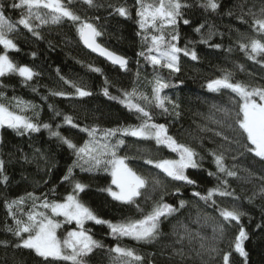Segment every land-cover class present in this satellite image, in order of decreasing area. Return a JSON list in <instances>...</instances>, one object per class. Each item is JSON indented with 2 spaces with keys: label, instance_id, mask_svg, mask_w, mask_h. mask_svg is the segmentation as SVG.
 <instances>
[{
  "label": "trees",
  "instance_id": "obj_1",
  "mask_svg": "<svg viewBox=\"0 0 264 264\" xmlns=\"http://www.w3.org/2000/svg\"><path fill=\"white\" fill-rule=\"evenodd\" d=\"M4 2L7 3L8 0ZM97 2L105 6L90 8L81 0H73L70 7L82 17L91 19V22L103 32V35L97 38L102 46L128 58V71L112 66L86 51L80 43L75 27L71 22L65 21L61 25H49L39 29L43 39H36L20 26L19 30L13 34L20 51L10 52V58L18 65L33 68L39 75L27 84L17 75L0 77V85H3L0 87V92L4 96L0 102L11 106L14 103L13 97L31 102L37 106L36 113L40 122L52 125L53 130H59L62 135L70 137L77 143L87 139L86 133L64 124L63 116H56L54 110L73 116L82 127L98 126L104 129L121 125H138L140 120L137 119L136 113L129 111L117 100L103 95L104 81L105 79L109 81L108 87L112 96H119V90L131 91L133 86L151 95L149 82L153 79L154 69L143 57L137 55L143 45L141 37L136 34L139 29L135 23V0H97ZM199 2L200 0H189L193 6L185 9L184 12L190 24L184 25L181 21L178 25L180 33L178 46L194 48L198 59L193 61L181 54L178 73H171L168 69H155L160 76L175 85L165 89L162 95L166 94L180 104L181 116L177 119L174 115H162L154 106H145L151 112L154 122L166 124L169 133L180 143L191 144L205 156L201 169L188 170L199 185L197 190L205 192L217 183L214 177L207 175V171H215V168L207 157L206 150L216 148L223 141L213 136L211 132H201L198 125L215 129L216 125L208 119L212 115V105L233 109L235 105L232 100L238 99L234 93L226 89L219 93L209 92L206 84L212 79L221 77L226 70L233 74V80L236 82L253 86L264 85V67L247 59L245 53L239 50L238 33L255 35L248 24L227 15L230 8L236 11L235 5L241 0H220L222 8L217 13L205 11L198 6ZM242 2L248 7L255 5L254 11H258L261 4V0H242ZM108 3H126L133 11L132 19L126 20L110 14L112 10L107 7ZM6 16L15 22L19 19V11L8 8ZM200 24H204L205 27L201 29V33H196L194 28ZM209 26L212 27L214 34L208 39L207 44L199 43L202 35L207 38ZM189 41L193 43L189 44ZM216 44L220 47H213ZM32 53H35V57ZM88 65L98 67L102 72H92ZM57 69H59V75ZM137 73H139L138 76ZM60 76L82 83L93 92V95L84 98L50 95V91L74 92V89L65 84ZM49 105L52 108H49ZM25 115L34 116V113L30 111ZM215 115L216 118H220L219 113ZM57 125H60L59 129ZM224 131L229 136L237 135L231 129H224ZM201 137H203L202 140ZM124 139L126 145L120 149L118 155L136 157L126 161L130 167L144 176L159 175L167 185L169 194L164 197L166 202L178 205L179 199L183 198L189 203L186 208L180 209L178 213L164 221L161 239L152 244L138 243L128 238L116 240L109 235L106 226L87 222L85 227L90 229L93 237L105 246L103 250H97L89 258V264H110L108 249L117 244L135 249L146 257V261H154V264H208L207 255H198V252L202 251L199 238H194L191 242L185 239L183 244H176L177 238L173 235V230L183 234L182 225L186 226L194 236L199 233L200 236L205 237L203 242L207 245L212 242L213 225L219 220L218 213L213 207L205 205L203 201H197L191 197V187L181 189L182 197L171 195L174 182L164 177L158 169L145 164L142 158L148 154L154 160L175 158V153L167 148L157 147L154 141H141L133 137H124ZM0 141H2L0 142V159L5 161L4 174L8 176L7 184L0 183V241H8L7 248L0 244V264H39L40 258L34 253L17 249L12 244L16 238L6 228L14 227V222L7 214L5 201L23 196L26 192H35L37 195L47 193L49 199L62 201L72 191L71 185L68 182L62 183L61 180L74 156L71 150L61 145L55 137L50 136L48 130L43 128L39 133L23 136L17 135L12 129L1 128ZM231 147L235 150L238 146L234 144ZM36 149L40 150L39 154ZM41 154L43 158H40ZM236 154L238 153L235 151L228 153L229 156ZM25 157L31 162H26ZM227 163L238 165L237 171L240 178L229 179L231 188L235 190V195L239 199L233 200L231 197L215 199L222 207H231L236 204L247 213L241 218V224L249 236V239L244 242L245 250L249 253L247 264H264V227H262L264 226V198L259 195L260 187L264 185V180L259 179L264 177V161L246 153L236 161L229 158ZM74 172L77 180L88 185L85 191L79 194L82 202L102 218L113 222L123 217L139 218L151 210L153 200L159 199L160 196L159 191L152 193L149 189L144 196L138 198V210L135 205L120 204L112 200L106 192L100 191L101 188L111 186V179L107 172H83L79 169H75ZM52 188H55L54 194L50 192ZM249 197H252L251 202ZM198 211L215 217L216 221L210 220L207 224L195 223ZM58 219L61 220V218ZM73 227L74 225H64L63 229L68 230ZM236 234H238V226L233 222L232 226L227 228L225 238L215 243L224 251H233L237 264H243V258L229 248ZM181 248L184 256H173V249ZM216 260H219V257H216ZM59 264H65V262H59Z\"/></svg>",
  "mask_w": 264,
  "mask_h": 264
},
{
  "label": "snow or ice",
  "instance_id": "obj_2",
  "mask_svg": "<svg viewBox=\"0 0 264 264\" xmlns=\"http://www.w3.org/2000/svg\"><path fill=\"white\" fill-rule=\"evenodd\" d=\"M81 2L90 8L105 6L97 0H81ZM72 3L73 0H8L7 3L0 0V77L17 75L22 78V82L27 84L39 75L33 68L18 65L10 58V52L20 51L13 38V34L19 30L20 26L36 39H43L39 29L49 25H61L65 21L71 22L75 27L85 47L105 57L113 65H118L120 69L129 70L128 58L98 43L97 38L101 37L103 32L91 22V19L77 14L70 7ZM192 6L189 0H135V23L139 29L136 34L141 37L143 45L137 55L143 57L154 69L153 79L149 82L151 95L133 86L131 91L119 90V96H112L107 79L104 81L105 87L102 92L104 96L117 100L129 111L136 113L137 119L140 120L138 125H121L104 129L98 126L82 127L73 116L54 110L56 116H63L64 124L86 133L87 139L82 143H77L70 137L62 135L59 130H53L52 125L40 122L38 113H36L37 106L31 102L16 97L12 98L14 103L11 106L0 102V128L12 129L20 136L39 133L41 128L46 129L51 137H55L61 145L71 150L74 156L61 180L62 183L68 182L72 191L62 201L49 199L47 193L37 195L35 192H26L23 196L5 201L7 214L14 222V227L6 228L16 238L12 244L17 249L34 253L40 258L39 264H59V262L89 264V258L97 250H103L105 247L101 241L93 237L91 230L85 227L89 221L95 225L106 226L109 235L116 240L128 238L138 243L152 244L161 239L164 221L188 206L189 201L183 198L179 199L178 205L166 202L164 197L169 194L167 185L159 175L139 174L126 163L129 159L136 157L118 155L120 149L126 145L124 137L154 141L157 147L167 148L175 153V158L154 160L150 154L142 158L145 164L158 169L164 177L174 182L171 195L182 197L181 189L191 187V197L197 201H203L205 205L213 207L218 213L219 220L213 225L211 243L206 245L203 242L205 237L200 236L199 233L194 236L183 225V234L173 230V235L177 238L175 243L183 244L185 239L191 242L192 239L199 238L202 251L198 252V255H207L208 264H237L233 251H224L215 243L225 238L227 228L235 222L238 226V234L230 242L229 248L243 258V264H247L249 253L245 250L244 242L249 239V236L241 224V218L247 213L236 204L231 207H222L215 198L239 199L235 195V190L231 188L229 179L240 178L237 171L238 165L235 163L229 165L227 163L229 158L236 161L247 153L264 161V85L253 86L236 82L233 80V74L226 70L221 77L207 82L206 87L209 92L219 93L226 89L234 93L238 99L232 100L235 105L233 109L212 105V115L208 119L216 125L215 129L198 125L201 132H211L213 136L223 141L216 148L206 150L207 157L210 158L215 168V171H207V175L214 177L217 183L205 192L197 190L199 185L188 171L201 169L205 156L191 144L180 143L169 133L166 124L154 122L151 112L145 106H154L160 110L162 115H174L177 119L181 116L180 104L168 95H162L165 89L175 85L165 80L155 69H168L171 73H178L181 54L193 61L198 59L194 48L178 46L180 41L178 25L181 21L184 25L190 24V20L185 18L184 10ZM198 6L212 13H217L222 8L220 0H200ZM107 7L112 10L110 14L126 20L133 17V11L126 3H108ZM254 7L255 5L248 7L241 0L235 5L236 11L230 8L227 15L234 16L241 23L248 24L255 35L238 33L239 50L245 53L247 59L264 67V59H258L264 58V0H261L258 11H254ZM8 8L19 11L17 21L13 22L6 16ZM96 19L99 18L96 17ZM204 27V24H200L194 28V31L201 33ZM213 34L212 27L209 26L207 38L202 35L199 43L207 44ZM188 43L192 44L193 41ZM213 47L219 48L220 45L216 44ZM32 56L35 57V53H32ZM87 67L92 72H102L100 68L93 65ZM57 74L59 75V69H57ZM60 79L70 85L74 92L50 91V95L65 98L73 96L84 98L93 95V92L82 83L65 79L63 76H60ZM3 99V93L0 92V101ZM49 108L52 106L49 105ZM30 111L34 113V116L25 115ZM216 113L220 114V118H216ZM59 127L60 125H57V129ZM224 129H231L237 135L229 136ZM234 144L238 146L235 150L231 147ZM233 151L238 154L229 156L228 153ZM36 152L39 154L40 150L36 149ZM40 158H43L42 154ZM25 160L31 162L27 157ZM75 169L83 172H108L112 176L111 184L115 185L117 190L108 186L101 188L100 191L106 192L112 200L120 204L135 205L139 210L137 200L149 189L152 193L159 191V199H154L151 210L139 218L123 217L113 222L99 216L79 198V194L84 192L88 185L75 178ZM4 173L5 161L0 159V183L7 184L8 176ZM249 175L252 174L249 173ZM259 179L264 180V177ZM50 192L54 194L55 188L50 189ZM259 195L264 198V185L260 187ZM251 200L252 197H249V202ZM58 217L63 219H56ZM210 220L216 221V218L198 211L194 222L207 224ZM63 225H74V227L66 230L61 238L58 237L57 230ZM0 244L8 247V241H0ZM108 255L110 264H154V261H146V257L135 249L122 247L119 244L108 249ZM173 256L183 257V249H173ZM216 257H219V260H216Z\"/></svg>",
  "mask_w": 264,
  "mask_h": 264
},
{
  "label": "rangeland",
  "instance_id": "obj_3",
  "mask_svg": "<svg viewBox=\"0 0 264 264\" xmlns=\"http://www.w3.org/2000/svg\"><path fill=\"white\" fill-rule=\"evenodd\" d=\"M0 140H1V128H0ZM108 173V172H107ZM109 174V173H108ZM109 176H110V179H111V181H112V176L109 174ZM111 187L114 189V190H117V189H115V185H112L111 184ZM58 218H61V220L63 219L62 217H58ZM58 218H56V219H58ZM26 219V218H25ZM90 222V221H89ZM64 226V225H63ZM63 226L60 228V229H58L57 230V235H58V237H61L62 238V236H63V234H65L66 233V229H63ZM68 230H70V229H68Z\"/></svg>",
  "mask_w": 264,
  "mask_h": 264
},
{
  "label": "water",
  "instance_id": "obj_4",
  "mask_svg": "<svg viewBox=\"0 0 264 264\" xmlns=\"http://www.w3.org/2000/svg\"><path fill=\"white\" fill-rule=\"evenodd\" d=\"M79 40H80V38H79ZM97 42H98V41H97ZM80 43H81L82 47H83L86 51H88L89 53H91V54L97 56L98 58H100V59L106 61L108 64H110V65H112V66L119 67L118 65H113L110 61H108L105 57L100 56L98 53H94V52H92L90 49H88L87 47H85V45L83 44V42H82L81 40H80ZM98 43H99V42H98Z\"/></svg>",
  "mask_w": 264,
  "mask_h": 264
}]
</instances>
